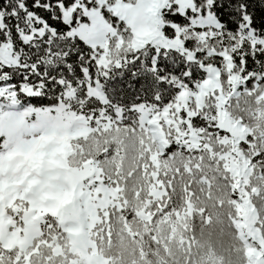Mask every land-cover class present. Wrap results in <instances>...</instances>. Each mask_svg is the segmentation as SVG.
Instances as JSON below:
<instances>
[{"label":"snow or ice","instance_id":"6c2138e0","mask_svg":"<svg viewBox=\"0 0 264 264\" xmlns=\"http://www.w3.org/2000/svg\"><path fill=\"white\" fill-rule=\"evenodd\" d=\"M0 264H264V0H0Z\"/></svg>","mask_w":264,"mask_h":264}]
</instances>
